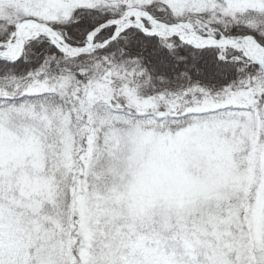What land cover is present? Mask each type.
I'll return each instance as SVG.
<instances>
[{
  "label": "snow or ice",
  "instance_id": "snow-or-ice-1",
  "mask_svg": "<svg viewBox=\"0 0 264 264\" xmlns=\"http://www.w3.org/2000/svg\"><path fill=\"white\" fill-rule=\"evenodd\" d=\"M0 264H264V0H0Z\"/></svg>",
  "mask_w": 264,
  "mask_h": 264
}]
</instances>
